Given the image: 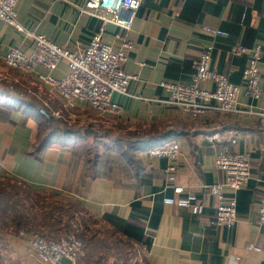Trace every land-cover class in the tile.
<instances>
[{"label":"crops","instance_id":"obj_1","mask_svg":"<svg viewBox=\"0 0 264 264\" xmlns=\"http://www.w3.org/2000/svg\"><path fill=\"white\" fill-rule=\"evenodd\" d=\"M84 2L18 0L16 19L24 29L80 54L101 27L97 18L79 10ZM209 29L221 34L213 36ZM116 34L131 43L122 68L134 79L126 95L112 96L122 114L111 117L84 104L65 109L38 81V74L47 73L42 67L32 74L5 67L2 59L9 50L27 54L34 44L0 23V84L7 92L0 94V179L22 184L32 194L77 202L84 209L88 235L104 241V264H264V225L258 223L264 192V116L259 115L264 114V0H141L129 31L107 24L101 33V42L113 51L120 45ZM237 45L247 52L232 55L230 48ZM255 46L262 51L261 96L253 101L240 95L243 113L209 111L191 119L166 103L161 84L189 86L193 62L207 49L209 69L242 85L249 50ZM67 72V66L58 63L51 75L62 78ZM200 88L213 87L207 82ZM17 93L36 101L50 123L40 121L35 107L19 104ZM54 125H66L77 136L66 146L48 144V127ZM212 134L221 135L223 142L208 143L205 137ZM174 142L180 151L175 163L148 155ZM224 148L249 154L251 168L247 186L235 193L224 191L226 199L237 202V222L231 229L211 224L215 203L205 191L224 181L223 172L214 167ZM168 165H175L173 184L205 205L201 216L163 203L173 196V184L166 182L164 172ZM89 252L84 249L81 264L97 260ZM0 264L41 263L31 254L28 235L1 229Z\"/></svg>","mask_w":264,"mask_h":264},{"label":"built area","instance_id":"obj_2","mask_svg":"<svg viewBox=\"0 0 264 264\" xmlns=\"http://www.w3.org/2000/svg\"><path fill=\"white\" fill-rule=\"evenodd\" d=\"M18 0H0V23L14 27L25 39L33 42L32 51L23 54L11 49L3 57L4 66L22 74H32L37 67H42L46 74H38V81L54 92L63 102L67 110H73L79 104L86 105L99 115L119 117L122 107L112 101L115 94L126 95L129 82L133 75L126 73L122 66L127 61V54L131 43L114 36L120 42L119 48L113 51L112 47L101 42V33L107 24H112L121 30L129 31L132 27L141 0H85L79 8L82 13L97 18L101 22L99 32L93 35L84 51L80 54L60 47L42 35L24 29L17 22L15 7ZM209 31L213 36L220 35L217 30ZM247 49L241 45L232 46V55H243ZM250 57L247 66L242 72V85H235L217 72L208 67L210 49L202 52L193 62L194 75L189 86L172 83H162L161 87L168 95L166 103L179 109L191 119L203 117L209 111L228 114L243 113L239 109V97L256 101L261 96L260 70L258 63L261 60L260 46L249 50ZM58 63H64L68 72L62 78H55L51 73ZM210 83L212 90L200 88L202 83ZM260 116L264 114L260 113ZM208 143H222L224 138L218 134L205 137ZM235 144V140L229 141ZM148 155L157 158H166L175 163L180 157L179 144L170 143L163 147L153 148ZM214 167L224 174L223 183L205 187L207 195L214 199V218L211 224L218 228L231 229L237 222V202L234 197L226 199L224 191L229 189L234 193L247 186L251 180L250 157L247 153H230L227 148L214 159ZM166 182H174L175 165H168L165 169ZM172 197L163 199L166 205L188 210L192 215L201 216L205 205L185 188L172 185ZM258 223L264 225V192L261 195L258 208ZM25 237L24 230L18 232ZM28 245L31 254L41 264H81L80 258L84 255L81 240L70 234H64L59 239H47L38 234L28 236ZM250 249L259 251L256 247Z\"/></svg>","mask_w":264,"mask_h":264},{"label":"trees","instance_id":"obj_3","mask_svg":"<svg viewBox=\"0 0 264 264\" xmlns=\"http://www.w3.org/2000/svg\"><path fill=\"white\" fill-rule=\"evenodd\" d=\"M5 89L6 86L0 84L1 95L7 94ZM19 94L17 93L16 97H14L19 104L35 107L33 111L37 114L40 121L42 119L43 124L50 123L48 119L40 114L41 106L36 101L28 102L20 97ZM25 102L27 103L25 104ZM48 128L46 136L48 144L57 143L61 146H66L69 141H72L77 136V133H73L74 131L66 125L59 127L54 125ZM28 194L35 195L36 199H31ZM49 195L51 196L52 194H32L31 190L22 184L12 182L8 178L0 179V211L2 214L4 213V219L10 220L17 232L24 227V231L28 236L34 232H41L45 235V238H50L52 233L59 234L63 231H71L73 229L72 226H76V221L78 220L79 223H77L78 225L75 228L79 231H75V237L81 239L85 250L91 247L92 257L97 256V260L91 261V264H104V241H96L86 232L88 231V226L87 220L83 217L84 209L73 200L68 204L66 203L67 205L61 202L43 203L41 197ZM54 196L65 198L59 195Z\"/></svg>","mask_w":264,"mask_h":264},{"label":"rangeland","instance_id":"obj_4","mask_svg":"<svg viewBox=\"0 0 264 264\" xmlns=\"http://www.w3.org/2000/svg\"><path fill=\"white\" fill-rule=\"evenodd\" d=\"M28 195H29V197L31 199H36L35 198L36 197L35 195H31V194H28ZM41 200H43V203H46V204H52L54 202L55 203L61 202L62 204H66V203L68 204L69 202H71V199H69V198H63L62 199V198H58V197H56L54 195H51V196L50 195L49 196H43V197H41ZM3 216H4V213L2 214L1 211H0V230L1 229H5L6 231H9V232H16L17 230L14 228V226L12 225V223L10 222V220L4 219ZM76 222L79 223L78 220ZM77 223H76V226L78 225ZM76 226H72L73 229L71 231H63V232H61L59 234L58 233L57 234L52 233L51 234V237L50 238H47V239L56 240V239H59L64 234H70V235H72V236L75 237V234H74L75 231L76 232L79 231V230H77L75 228ZM20 230H25V228L22 227ZM34 233L45 237V235L43 233H41V232H34ZM79 240H81V239H79ZM89 250H90V252L88 253V255H89L90 258H92V256H91V247L89 248Z\"/></svg>","mask_w":264,"mask_h":264},{"label":"water","instance_id":"obj_5","mask_svg":"<svg viewBox=\"0 0 264 264\" xmlns=\"http://www.w3.org/2000/svg\"><path fill=\"white\" fill-rule=\"evenodd\" d=\"M42 114L46 115V112L45 111H42Z\"/></svg>","mask_w":264,"mask_h":264}]
</instances>
